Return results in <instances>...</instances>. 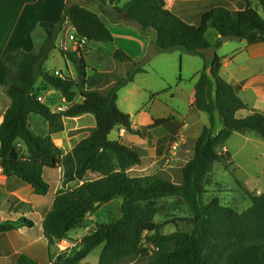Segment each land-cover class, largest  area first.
Instances as JSON below:
<instances>
[{"label":"trees","instance_id":"obj_1","mask_svg":"<svg viewBox=\"0 0 264 264\" xmlns=\"http://www.w3.org/2000/svg\"><path fill=\"white\" fill-rule=\"evenodd\" d=\"M121 0H100L102 6L112 2L116 24L134 27L145 37L153 36L146 54L138 61L122 50L114 52L117 63L129 64L125 77H114L113 86L102 93L97 79L104 74L89 72L84 51H61L71 61L82 78L81 82L55 77L42 70L66 21L75 28L76 36L88 42H113L114 37L105 20L86 6L69 0L58 24L41 23L34 31L35 48L31 52L8 53L3 59L5 79L3 88L11 100L0 125V166L3 172L32 186L37 196H46L51 183L46 170H63V188L47 213L43 232L49 245L67 240L71 230L85 223L101 205L122 199L121 217L114 223L101 224L88 232L74 255H61L52 264H89L84 260L102 246L97 264H121L136 258L149 257L152 264H264V193H250L251 206L240 212L221 204L215 197L208 202L203 196L210 174L216 164H232L228 152H223L234 133H252L264 140V113L250 110L239 94L241 86H233L221 76L223 58L215 54L209 67L198 75L193 109L209 117L195 144L194 157L182 169L183 180L175 184L158 175L136 176L131 172L142 163L140 148L120 140H110L116 128L141 139L152 130L173 128L175 117L155 119L153 124L135 127L131 116L117 104L121 88L134 82L138 74L146 73L145 64L154 56L180 50L203 57L210 49L223 44L222 37H239L248 46L264 44L263 14L244 1V10L215 7L208 11L199 26L189 25L167 9L166 0H132L119 7ZM42 38L41 40L38 39ZM39 77L71 104L64 113L53 112L48 103L39 100L36 88ZM78 91V93H77ZM172 91L152 95L158 98ZM79 96L80 101L74 103ZM248 110L245 118L237 113ZM93 115L96 126L88 137L65 154L57 148L52 134L64 130L65 118ZM37 115L49 125L46 135H36L30 127V116ZM218 117L223 127L214 132ZM178 125V124H177ZM22 142L24 149L18 147ZM221 150V151H220ZM179 197L190 208L192 229L164 235L163 225L155 221L154 203L163 198ZM33 227V222L0 225V234L18 226ZM153 246L155 250L151 249ZM152 252V254H150ZM18 264H36L20 257Z\"/></svg>","mask_w":264,"mask_h":264},{"label":"crops","instance_id":"obj_2","mask_svg":"<svg viewBox=\"0 0 264 264\" xmlns=\"http://www.w3.org/2000/svg\"><path fill=\"white\" fill-rule=\"evenodd\" d=\"M68 1L69 0H0V125L3 122V117L6 110L11 105V100L7 96L3 88L5 79L3 59L5 55L17 51H33L35 48L34 31L41 23L58 24L64 14L65 5ZM217 1L218 0H166V4L167 9L181 18L183 21H185L189 25L199 26L202 17L208 11L215 7H220L218 6ZM249 1L251 5V0ZM120 3H118V6L122 7L120 6ZM229 4V10L234 11L244 10L247 7V3H245L244 1H229ZM107 5L112 9V2L108 3ZM103 19L105 20V18ZM105 22L109 27L111 33L113 34L114 41L107 43L88 42V66L89 57H92L91 60L94 63H97V68L93 69L89 66V69H91L92 72L98 71L99 73H105L101 64L98 63L100 57L109 58L110 60H112V62L116 63L113 55L114 52L118 49L122 50L131 59L138 61L144 57L147 49L149 48V45L154 41L153 36L145 37L141 35L139 31L134 27L116 24L111 20H105ZM107 22H109V24ZM71 28L72 33H75V28L73 26H71ZM228 42H230V40L227 42L223 41L221 47L226 46ZM239 42H242V44H244L243 48L234 47L235 50L231 52L233 56L227 59L223 58L221 76L229 84L233 86L240 85L242 87L239 96L248 106L249 111L254 109L264 113V70H261L260 74H244L250 71L251 67L259 65L264 67V58L262 60H257L255 57H252L242 66L238 62L239 57L236 56L239 51H243L242 49H245L248 54H252L253 56L260 54L264 56V44L248 46L245 41ZM218 49H210L205 51L203 53V58L207 57L208 60L204 63L186 59L187 63H189L188 70L193 71V77H196L197 81L198 75L207 67H209L215 54H217ZM175 52H179V59L182 61L185 60V58H188L186 56H188L189 54H186L182 51H174L171 52V54H175ZM190 56H194L195 58L199 59L202 58L201 56L197 55ZM191 64H194L193 69L191 67ZM119 65L127 66V64ZM139 75L146 74H138L135 77L134 82L119 90L120 92L121 90L128 88L129 85L133 84V87L127 90V99H129V96L136 91L134 83L138 80ZM182 82H184V80L182 78H179L178 85ZM170 94H173V92L171 91ZM195 94L196 87L194 90V95ZM41 97L43 99V96ZM194 99L195 96L192 99L190 105L192 109L191 113L194 114V116L198 117L200 121H203L201 115L205 113L198 112L193 109V105L195 103ZM58 106L61 105H57L56 107ZM56 107L51 106L53 112L54 108L56 109ZM249 111H240L239 113H237V117L245 118L246 116H248ZM171 113L175 114L174 111L170 110L168 116L160 118H167L170 116L176 117V115ZM126 114H129L131 116L133 125L138 128L149 126L153 124L155 119H160L155 118L150 112L144 110H141L137 113V121L134 120L132 114L128 112ZM84 116H90V114L83 115L78 118H83ZM78 118L64 119V130L62 132L52 134L53 143L65 154L71 152L78 143H80L90 134L89 131L80 132V129L82 128L81 126L68 128V122H70L71 120H76ZM176 120L178 122L176 123L178 124V131H170L169 128L164 127L158 128L163 129L165 133L156 138V141L150 140L149 135L146 138L141 139L137 136L128 134L124 130L126 134L122 136V139L124 140L126 136L129 137L131 139L128 141L130 143L129 145L133 144L132 146L140 148L143 152L142 163L138 167L139 171L141 169V171L145 174L140 176L158 175L157 173L161 171V169H157L160 167L159 162L163 160L164 156L166 157L165 149H168V145L173 140V137L183 128L191 127V129H193L197 128L198 124H200L194 123L190 118V123H186L184 127L183 124L185 123V121L181 122L177 118ZM29 123L31 130L36 135L48 134L49 125L40 116L31 115ZM206 123L207 124H204L203 126L209 125V119H206ZM94 127L95 125L93 126V128ZM222 127V121L218 117H216L214 132L218 133L222 129ZM158 129L152 131H156ZM249 134L252 133L242 134V136H249ZM234 136H240V133H234L225 145V149L230 155L232 161V164L229 167L230 170L237 167L234 161L236 153L233 152L231 147L229 146L230 140ZM244 138L246 142L253 141L251 137ZM18 147L24 149L23 143L19 142ZM155 170L156 172H154ZM261 175L264 178V171ZM46 177L51 183V189L46 196L41 197L35 194L32 186L23 183L17 177L8 176L3 171L0 172V225L19 223V221L24 218L32 221L34 224L31 228L19 225L15 230L0 234V264H18V260L20 257H26L34 261L36 264H52L61 255H66L67 257L71 256L69 255V252L78 245L80 248L82 239L88 234L89 229H81V227H77L71 230L69 238L67 240H63L66 242H70L74 246L68 251H63L61 249V241H58L53 245H49L47 239L44 236L43 223L47 213L52 208L57 192L63 188V170L61 167L55 171L46 170ZM244 185L247 187V190L250 193H257L258 195L264 193V182H262L261 180L259 181V179L255 182L252 188H250L245 183ZM37 228H39L40 231L37 235H28V232L30 230Z\"/></svg>","mask_w":264,"mask_h":264},{"label":"rangeland","instance_id":"obj_3","mask_svg":"<svg viewBox=\"0 0 264 264\" xmlns=\"http://www.w3.org/2000/svg\"><path fill=\"white\" fill-rule=\"evenodd\" d=\"M77 1L102 16V18H105V20L113 21L116 19L112 9L108 5L102 6L100 4V0ZM130 1L131 0H122L120 6H123ZM217 3L220 7H224L226 9L230 8L228 0H218ZM251 3L253 8L258 9L259 12L263 14V6L258 0H251ZM107 23L109 24V22ZM71 34V24L69 21H66L63 25L61 33L58 35V39L56 40V49L52 50L48 60L43 64L42 70L51 75H53L55 71L60 70L70 79L81 82L82 78L79 76L75 65L71 61L66 60L61 53V51H74L70 40ZM38 39L41 40L42 38L38 37ZM243 46L244 44H242V42L230 40L226 46L217 50V54L222 58H231L233 56L231 52L235 50L234 47L243 48ZM242 50L243 51H239L236 54V56L239 57L238 62L242 66L252 57H255L257 60H262L264 58L261 54L253 56L252 54H248L245 49ZM83 51L87 61V46H85ZM186 57L188 58H185L183 61L180 60L179 52H175V54H171V52L161 53L152 57L145 64L147 72L144 74L146 75H139L138 80L134 83L136 91L129 96V99H127V90L133 87V84L129 85L128 88L121 90L118 93L119 101L117 103L122 112L132 114L134 120L136 121L138 119L137 113L141 110L150 112L155 118L168 116L171 110L175 112V114L171 113L176 115L175 119L177 118L181 122L185 121L183 124L184 127L186 123H190V118L194 123H200L197 128L191 129V127H187L181 129L180 132L173 137V140L168 145V149H165L166 157L164 156L163 160L159 162L160 167L157 169H161V171L157 174L175 184L182 183V169L193 159L196 141L202 132V128L204 127L203 125L207 124L206 119H209L206 114H202L201 117L203 121H200L198 117L191 113L192 109L190 105L195 96L194 90L197 79L196 77H193V71L188 70L189 63L186 61V59H191L193 61L204 63L208 59L207 57L199 59L190 55ZM91 59L92 57H89L88 59L89 66L93 69L97 68V63H94ZM98 63L101 64L105 71V73L101 74L107 76L97 79L96 86L102 93L108 91L113 86V76L125 77L127 71L131 68L129 64H127V66H121L119 65L120 63L112 62V60L106 57H100ZM191 67L193 69L194 64H191ZM261 70H264V67L260 65L254 66L251 67L250 71L244 74H260ZM89 72L90 74H93L91 69H89ZM179 78H182L184 82L178 85ZM37 85L36 88L39 89L40 96H43L44 103H48V105L53 107L63 105L61 95L55 89L48 87L42 77H39ZM170 88H172L173 94H170L169 92L158 98H152V95L164 92ZM79 101L80 98L78 96L74 103H78ZM94 125L96 126V120L93 115L84 116L83 118H78L68 122V128L81 126L82 128L80 129V132L89 131L90 133ZM174 126V128H169L170 131H178L177 124ZM164 133L163 129H158L156 131L149 132L148 135L150 136V140L156 141V138ZM125 134L124 129L116 128L110 134L109 139L120 140L123 143L130 144L128 142L131 140L129 137L126 136L124 140L122 139V136ZM244 137H251L253 141L246 142ZM229 146L232 151L236 153L234 161L237 167L230 170V166H226L222 163L216 164L210 174L209 184L203 196V201L208 202L209 200L217 197L220 199L222 205L242 212L251 206L249 197L243 190V187L247 189L244 183L252 188L258 179L259 181L261 180L264 182V178L261 175L264 171V140L256 138L253 134H249V136H242V134H240V136H234L230 140ZM156 170L154 172H156ZM131 174L140 176L145 173H143L141 169L139 171V167H136L133 169ZM121 204L122 199L119 198L108 204L101 205L95 213L89 215L85 223L80 226L81 229H89L90 232L97 225L116 222L121 217ZM154 206L157 208L158 212L155 217V221L160 225H163L162 233L164 235H170L175 233L177 230L188 231L192 229V224L188 221L192 217L190 208L181 198L169 197L159 199L154 203ZM39 232V228L33 229L28 232V235L35 236ZM78 249L79 245L71 250L69 255H74ZM101 250L102 246L96 248L84 260V263L97 264L100 258ZM150 254H152V252ZM121 264H152V260L149 257H139L133 261Z\"/></svg>","mask_w":264,"mask_h":264},{"label":"built area","instance_id":"obj_4","mask_svg":"<svg viewBox=\"0 0 264 264\" xmlns=\"http://www.w3.org/2000/svg\"><path fill=\"white\" fill-rule=\"evenodd\" d=\"M70 40L72 42L74 51H79V50L83 51L85 46H87V44H88V41L86 39L78 38L76 36V32L72 33L70 35ZM54 76L58 77V78H60L62 80H65L67 78V75L64 72L60 71V70L55 71L54 72ZM39 100L43 101L41 96L39 97ZM194 100L196 101V99H194ZM70 106H71V104L69 102L63 100V105L56 107V109H54V112H56V113H64V112H66L69 109ZM223 152H227V150L224 148ZM2 171H3V168L0 167V172H2ZM62 241L60 243V245H61L60 247H61V249L63 251H68V250H70V249H72L74 247L70 242H66V241L62 242ZM150 247H151V249L155 250V248L153 246H150Z\"/></svg>","mask_w":264,"mask_h":264},{"label":"water","instance_id":"obj_5","mask_svg":"<svg viewBox=\"0 0 264 264\" xmlns=\"http://www.w3.org/2000/svg\"><path fill=\"white\" fill-rule=\"evenodd\" d=\"M231 39H234V40H237V41H241V38H239V37H235V38H232V37H222V40L224 42H227V41H229Z\"/></svg>","mask_w":264,"mask_h":264}]
</instances>
